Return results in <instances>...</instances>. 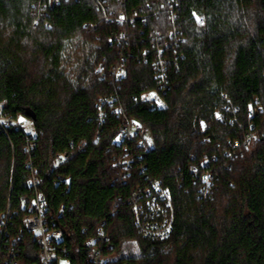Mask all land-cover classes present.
Returning a JSON list of instances; mask_svg holds the SVG:
<instances>
[{"label":"trees","instance_id":"16d2710c","mask_svg":"<svg viewBox=\"0 0 264 264\" xmlns=\"http://www.w3.org/2000/svg\"><path fill=\"white\" fill-rule=\"evenodd\" d=\"M105 2L127 21L107 20L93 0H0V102L33 120L37 143L29 152L23 132L0 131V211L10 208L11 233L32 194L30 160L46 222L62 231L72 264H89L92 239L107 264H264V0ZM121 32L128 42L118 45ZM158 46L167 83L164 105L152 108L141 96L159 89ZM129 119L147 126V146L115 141ZM249 130L256 139L240 154L236 143ZM205 158L217 183L209 199L191 171ZM154 179L173 199L164 240L144 237L132 211ZM20 245L21 264L39 260L30 232Z\"/></svg>","mask_w":264,"mask_h":264},{"label":"built area","instance_id":"2783aa9c","mask_svg":"<svg viewBox=\"0 0 264 264\" xmlns=\"http://www.w3.org/2000/svg\"><path fill=\"white\" fill-rule=\"evenodd\" d=\"M106 0H93L97 11L103 13L104 17L109 21H127L126 15L120 12L119 15L114 16V13H108V4ZM60 0H50V5L59 3ZM46 3L39 4V11L37 15L38 22L41 18L43 9H46ZM174 9H172L171 13ZM130 22H135L133 18L129 19ZM200 24L203 22L202 18H198ZM49 25V22L46 21ZM117 39V44L128 42L126 32H121ZM164 49L158 46L155 49V59L152 64L155 70V78L159 84V89L147 90L142 93L141 99L151 105L152 108L164 105V99L160 91H165V84L167 83V60L163 56ZM102 68L99 71L102 72ZM124 67L120 65L115 70H111L117 77L124 75ZM105 77V72L101 73V78ZM114 99L102 100V102H112ZM117 110V109H116ZM103 117L104 113L101 111L99 114ZM217 118H220L218 114ZM8 129H15L21 131L26 135L27 143L26 149L32 151L37 143L35 141L36 131L34 123L31 118L18 114L12 116L7 114L5 102H0V131L7 132ZM147 132L148 128L138 119H129L124 123L116 136L115 141L122 144H129L131 142L139 148L147 146ZM256 133L252 130L246 132L241 141L236 144L239 145V153L242 154L244 149L248 148L253 140L256 139ZM124 146L126 149L127 146ZM229 155H233L232 153ZM66 155L61 153L57 154L54 158V167L58 165ZM132 159L129 158L125 161L127 167L130 165ZM210 159L205 158L199 167H192L191 171L199 175L200 187L199 197L209 199L217 188L215 172L210 165ZM26 168L31 171V176L28 180L29 186L32 188L31 195H24L21 199V210L24 211L22 216V227L19 228V233L12 234L10 226H12V213L10 208L6 211H0V264H21L18 259V253L21 248V239L24 231L30 232L39 247V260L31 264H72V260L67 256V246L62 245L63 233L59 229H51L46 222L47 201L44 192L38 188L40 185V178L36 175V170L32 162L29 160L26 163ZM199 172V173H198ZM132 211L134 213L135 225L137 230L146 238L154 240H164L169 237L173 230L174 223V206L171 192L167 187L162 184L159 179L151 181L149 188L142 194H138L132 201ZM104 238V232L100 231L99 241ZM92 239L87 242V247L90 248L88 257L89 264H107L109 255L103 251L102 243L95 242ZM92 243V244H91ZM94 244V245H93ZM110 248V245H108Z\"/></svg>","mask_w":264,"mask_h":264},{"label":"rangeland","instance_id":"374dc122","mask_svg":"<svg viewBox=\"0 0 264 264\" xmlns=\"http://www.w3.org/2000/svg\"><path fill=\"white\" fill-rule=\"evenodd\" d=\"M114 258L113 259H115V258H117L118 256L116 255V256H113Z\"/></svg>","mask_w":264,"mask_h":264},{"label":"water","instance_id":"95a60500","mask_svg":"<svg viewBox=\"0 0 264 264\" xmlns=\"http://www.w3.org/2000/svg\"><path fill=\"white\" fill-rule=\"evenodd\" d=\"M31 115L34 117V115L31 113Z\"/></svg>","mask_w":264,"mask_h":264}]
</instances>
